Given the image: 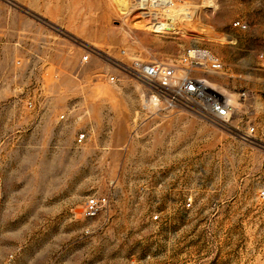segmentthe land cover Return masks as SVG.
<instances>
[{
    "label": "rangeland",
    "instance_id": "1",
    "mask_svg": "<svg viewBox=\"0 0 264 264\" xmlns=\"http://www.w3.org/2000/svg\"><path fill=\"white\" fill-rule=\"evenodd\" d=\"M138 1L0 0V264H264V0ZM197 46L230 122L137 113L127 66Z\"/></svg>",
    "mask_w": 264,
    "mask_h": 264
},
{
    "label": "built area",
    "instance_id": "2",
    "mask_svg": "<svg viewBox=\"0 0 264 264\" xmlns=\"http://www.w3.org/2000/svg\"><path fill=\"white\" fill-rule=\"evenodd\" d=\"M149 1L155 3V0ZM235 25L246 27L241 21ZM84 58L88 59V55ZM127 69L147 87L137 113L183 109L214 123L226 124L235 113L237 100L246 97V92L236 95L212 81L208 73L220 72L223 61L215 52L203 46L187 47L172 61L135 60ZM111 80H114L113 76ZM86 137L87 132L82 131L77 140L83 142ZM261 195L264 196V190ZM103 202L105 198L88 197L86 215H95Z\"/></svg>",
    "mask_w": 264,
    "mask_h": 264
},
{
    "label": "bare ground",
    "instance_id": "3",
    "mask_svg": "<svg viewBox=\"0 0 264 264\" xmlns=\"http://www.w3.org/2000/svg\"><path fill=\"white\" fill-rule=\"evenodd\" d=\"M137 4L142 9H145L148 6H154V5L155 6H160V7H169V6L174 5V0H155V3H153L154 5L149 0H139L137 2ZM151 13H153L152 16H155L156 14L157 15L160 14V12H153V11H151ZM153 19L155 20V22H153L152 25H150L149 27H156V28L157 27H160L161 28V26H163L165 28H169V26H167L166 23H164L161 20H157L156 17H153ZM171 19H172V23H169L170 25L173 24V23H175V20H177V17L176 16H172Z\"/></svg>",
    "mask_w": 264,
    "mask_h": 264
}]
</instances>
